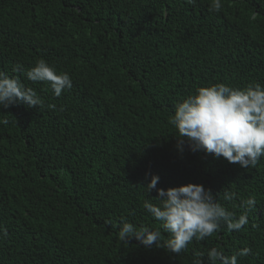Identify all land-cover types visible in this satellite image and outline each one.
I'll use <instances>...</instances> for the list:
<instances>
[{
    "label": "trees",
    "instance_id": "obj_1",
    "mask_svg": "<svg viewBox=\"0 0 264 264\" xmlns=\"http://www.w3.org/2000/svg\"><path fill=\"white\" fill-rule=\"evenodd\" d=\"M210 3L0 0V16L14 9L0 23V71L43 101L0 107V264H209L211 248L245 247L238 264H264V157L245 169L187 141L181 151L169 123L199 87L264 86V0H223L218 13ZM11 49L35 59L13 61ZM40 59L68 72L72 88L56 97L29 80ZM153 174L157 188L203 184L248 224L222 226L180 254L122 243V221L163 232L143 206L158 203L145 189Z\"/></svg>",
    "mask_w": 264,
    "mask_h": 264
},
{
    "label": "clouds",
    "instance_id": "obj_2",
    "mask_svg": "<svg viewBox=\"0 0 264 264\" xmlns=\"http://www.w3.org/2000/svg\"><path fill=\"white\" fill-rule=\"evenodd\" d=\"M195 5L196 0H185ZM210 10L220 12L223 0H211ZM0 16V23L5 16ZM13 61L34 60L30 52L12 50ZM18 70H23L22 66ZM33 82H48L52 93L60 97L73 86L70 74L58 72L44 59L38 60L26 72ZM20 103L29 108L41 107L42 99L37 92L25 87L17 78L0 71V107L5 109ZM49 107L55 108V105ZM7 123V121H3ZM169 123L177 131V147L183 151L185 141L193 152L203 151L215 158H225L229 163L239 164L248 169L255 167L264 157V86L250 84L245 88L232 87L225 83H215L199 87L194 94L187 96L175 106ZM159 176L153 174L146 191L155 189L158 203L149 200L144 208L161 222L160 229L137 228L132 222L122 221L118 239L127 244L134 237L145 247H162L170 253L180 254L193 239L205 240L213 236L222 226L229 231H239L248 224L247 214L236 217L234 212L224 206L210 189L203 184L187 183L167 189L157 188ZM235 193L224 191L223 199L232 201ZM256 204L254 197L242 201V207L251 210ZM164 233L168 237H164ZM250 249L242 248L231 256L217 248L207 252L209 264H238L239 257H245ZM193 264H203L199 258Z\"/></svg>",
    "mask_w": 264,
    "mask_h": 264
}]
</instances>
